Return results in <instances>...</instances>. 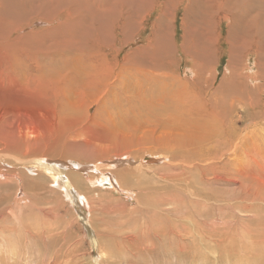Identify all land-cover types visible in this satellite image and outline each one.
Returning a JSON list of instances; mask_svg holds the SVG:
<instances>
[{
	"label": "bare ground",
	"instance_id": "6f19581e",
	"mask_svg": "<svg viewBox=\"0 0 264 264\" xmlns=\"http://www.w3.org/2000/svg\"><path fill=\"white\" fill-rule=\"evenodd\" d=\"M181 2L179 43L162 17ZM249 234L264 243V0H0V264H214Z\"/></svg>",
	"mask_w": 264,
	"mask_h": 264
},
{
	"label": "rangeland",
	"instance_id": "374dc122",
	"mask_svg": "<svg viewBox=\"0 0 264 264\" xmlns=\"http://www.w3.org/2000/svg\"><path fill=\"white\" fill-rule=\"evenodd\" d=\"M154 1L157 2V0H154ZM184 9H185V2H181V3L178 4L177 7L174 6L173 8L168 9L169 11L168 10H164L163 11L164 12V16L162 17L164 26H166V23H167V29H168V31L170 30V32H171V29H172V34H174V38L178 39V42L179 43L182 41V38L181 37L183 35V29L181 28V23H184L183 22V16H182L183 13H186V11ZM159 11H160V7L157 4L155 6V10L153 12V15H152L151 19H148L146 21V23H145L147 25V29H146V31L142 35L143 38H145L148 35V32H149V28L151 26V23H153V21L156 18V15L158 14ZM236 11L237 10H235V13H236ZM222 12H224V10H219V13H222ZM188 15L189 16H192L193 18L188 19L186 17L185 21L190 22V23L193 22L194 17H196V15L195 14H193V15L187 14L186 16H188ZM169 17L173 19L171 29L169 28V25H171V23H169L170 22V18ZM230 18H231V14H230ZM214 20H215V29H214L215 32L212 35L208 33V29H207L206 25L204 24V17H201V25H202L203 31L206 33L207 37H209L211 39V41H212V43L214 45V47L212 49V56L214 57V60H215L214 65L215 66H218L217 69H218L219 77H220V75H221V73L223 71L224 65L226 63V60L228 59L226 57V55H225V51L227 49L226 47L228 46V42H227V39L224 40V38L222 37V34L225 33L226 27L228 26L227 25L228 24V21H225L224 17L222 18V17H218V16H215L214 17ZM218 34H220L221 37H218L217 36ZM215 35H216V37H215ZM142 36L141 37H138V38H142ZM195 36L196 37H193L194 40H200V37L198 35L195 34ZM192 41H193V39H192ZM140 42H142V41L141 40H135L130 45L129 49L130 48H135L137 46H141L142 43H140ZM226 42H227V45H226ZM191 52H194V50H191ZM250 52L253 53L252 51H250ZM244 59H245V57L242 56V58H241L242 62H245ZM219 77H218V79H219ZM114 184L116 185V182ZM100 186H104L105 188H108V187L109 188H113V185H110L107 181H105L103 183V185L100 184ZM113 190H115V192H116L115 194H117L119 197L123 198L125 202L131 203L133 201L132 200V196L130 194H128L126 191H119L118 189L116 190L114 188H113ZM18 192H17V195H18L17 197L22 196L21 195L22 192H20V191H18ZM81 205H86L85 204V198H84V202L81 203ZM80 213L82 215V214H85L86 212H84V211L82 212L80 210ZM85 217H87V215H85ZM72 232H73V236H72V234L69 235V237H67L66 240L64 241L65 243H67V245L68 244L71 245V242L72 241H75L76 240V237L79 236V233H77V227L76 226H73ZM253 239H254L253 236L249 234V237H248V240L246 242V245H244V242L243 243L240 242V244H238L235 247L236 249H234V251L227 246L229 248L228 250L229 251L231 250L230 251L231 252V256L229 255V253H227L225 251H223V252L216 251L215 254H217V256L220 259L218 261H216L214 264H228V262H229V264H258V263L259 264H264V253H263L264 250H263V247H262V246H264L263 245L264 243H262L260 245V243L254 242ZM73 246H74V243L71 245V248ZM258 248H260V249H258ZM72 249H74L73 251H75V249H80L79 252H82L83 253L87 249V243L86 242H84V244H83V242L82 243H77ZM73 251H72V253L74 254ZM159 254L160 253L158 252V256H159ZM226 254H227V256H226ZM26 255L28 256V262H29V264H32V263L38 261V260H36L34 258V256L37 257L36 250H33V251H30L29 250L26 253ZM92 255H94V253H92ZM74 257L71 258V259H69V261L67 262V264H80L83 261L82 259H76ZM94 257H95V255H94ZM176 259H177V257H174L172 255V253H169L164 258L158 257L156 259V261H159L161 264H170L172 261H174ZM78 260H80V261H78ZM183 260L180 261V264H186L188 262V260H190V258L189 257H186ZM257 260H259V261H257ZM202 261H203L202 260V257H200V258L197 259V261L194 264H202ZM24 262H25V259L23 260V264H24ZM83 263L85 264L84 261H83ZM19 264H21V262Z\"/></svg>",
	"mask_w": 264,
	"mask_h": 264
}]
</instances>
